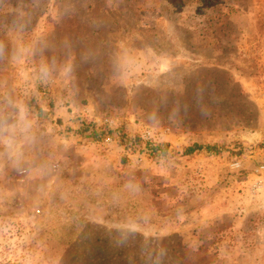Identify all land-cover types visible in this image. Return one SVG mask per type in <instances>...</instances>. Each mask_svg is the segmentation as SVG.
<instances>
[{
    "label": "rangeland",
    "instance_id": "1",
    "mask_svg": "<svg viewBox=\"0 0 264 264\" xmlns=\"http://www.w3.org/2000/svg\"><path fill=\"white\" fill-rule=\"evenodd\" d=\"M21 109L0 264H264V0H0Z\"/></svg>",
    "mask_w": 264,
    "mask_h": 264
},
{
    "label": "clouds",
    "instance_id": "2",
    "mask_svg": "<svg viewBox=\"0 0 264 264\" xmlns=\"http://www.w3.org/2000/svg\"><path fill=\"white\" fill-rule=\"evenodd\" d=\"M28 127H30V123L27 121L24 109H21L15 122H9L0 117V143L3 144L10 157L16 155L15 148L18 145L15 143V133L17 129L27 131Z\"/></svg>",
    "mask_w": 264,
    "mask_h": 264
},
{
    "label": "trees",
    "instance_id": "3",
    "mask_svg": "<svg viewBox=\"0 0 264 264\" xmlns=\"http://www.w3.org/2000/svg\"><path fill=\"white\" fill-rule=\"evenodd\" d=\"M89 127L86 126L85 127V130H88ZM205 148L203 145H200V144H193V145H189L187 147H185V150H184V154L185 155H192L193 153L197 152V151H200L201 149ZM208 150L210 151H215V147L214 146H207L206 147ZM154 149H159V146H156Z\"/></svg>",
    "mask_w": 264,
    "mask_h": 264
},
{
    "label": "built area",
    "instance_id": "4",
    "mask_svg": "<svg viewBox=\"0 0 264 264\" xmlns=\"http://www.w3.org/2000/svg\"><path fill=\"white\" fill-rule=\"evenodd\" d=\"M262 168L264 169V165L262 166ZM255 187L256 188L260 187V184L259 183H255Z\"/></svg>",
    "mask_w": 264,
    "mask_h": 264
}]
</instances>
